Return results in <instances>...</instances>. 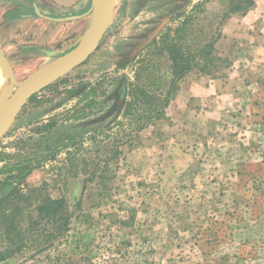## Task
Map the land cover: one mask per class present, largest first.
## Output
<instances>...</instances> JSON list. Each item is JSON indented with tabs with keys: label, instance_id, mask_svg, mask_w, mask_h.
<instances>
[{
	"label": "rangeland",
	"instance_id": "rangeland-1",
	"mask_svg": "<svg viewBox=\"0 0 264 264\" xmlns=\"http://www.w3.org/2000/svg\"><path fill=\"white\" fill-rule=\"evenodd\" d=\"M54 1L69 9L56 18L82 15L91 6V0ZM31 3L28 10L33 12ZM232 3L238 0H116L112 21L94 52L32 96L0 140V168L8 158L12 162L56 148L54 158L33 170L25 184L45 183L53 197L65 198L73 216L69 232L53 247L32 259L18 256L1 264H264L262 55H257L260 61L251 74L243 73L247 85H234L241 97L229 101L225 110L201 117L180 111L175 115L170 109L173 99L161 120L144 129L132 147L122 148L121 158L109 162L110 181L105 186L93 182L83 189V173L73 177L67 167L68 135L83 134L87 139L119 120L107 112L122 80L132 81L137 69L149 62L158 69L160 87L167 84L165 55H154V48L136 50L162 21L169 19L162 32L169 28L172 34L190 19L187 44L192 47L213 35L221 37ZM91 18L83 17L81 24L80 19L45 22L54 35L67 29L68 37L59 36L47 46L43 33L41 45L35 47L42 51L13 57L10 90L70 51ZM228 72L229 67L211 78H224ZM200 76L194 69L181 82ZM119 99L124 102L121 95ZM90 101L94 103L86 106ZM115 131L113 127L96 136L94 143L86 140L83 157L105 158L103 148L96 150L100 142L102 147L110 140L103 135Z\"/></svg>",
	"mask_w": 264,
	"mask_h": 264
},
{
	"label": "trees",
	"instance_id": "trees-1",
	"mask_svg": "<svg viewBox=\"0 0 264 264\" xmlns=\"http://www.w3.org/2000/svg\"><path fill=\"white\" fill-rule=\"evenodd\" d=\"M234 4H231L230 15H243L252 8L253 1L238 0ZM190 32V19L187 18L172 34L167 28L142 49L146 52L154 48V55H165L167 58L170 77L163 88L160 87L162 80L157 74L158 69L149 62L137 69L132 81L122 80L117 85L107 112L114 120L119 119L113 125L116 131L103 135L102 139L110 140L102 147L100 142L96 150L100 152L103 148L101 154L105 158L85 159L82 155L83 143L86 140L94 143L96 136L113 127L99 133L93 132L87 139L83 134L68 135V174L76 177L82 172L83 189L89 183L97 182L105 186L110 181L107 175L109 162L121 158L122 148L132 147L133 141L144 129L165 116L168 104L179 90V83L189 72L197 69L201 75L212 77L230 67L229 59L220 56L216 49L220 34L211 36L205 42L194 43L191 47L187 44ZM127 61H123L120 68L123 69ZM90 92L94 94V88ZM120 94L123 103H119ZM92 103L94 101L86 106ZM71 116L75 117V114ZM55 154L56 148H47L41 155L34 151L13 163L8 158L0 168V264L18 256L25 260L32 259L53 247L69 232L73 216L65 198L53 197L45 183L35 187L25 184L26 177L53 159ZM76 205L80 206V202Z\"/></svg>",
	"mask_w": 264,
	"mask_h": 264
},
{
	"label": "crops",
	"instance_id": "crops-1",
	"mask_svg": "<svg viewBox=\"0 0 264 264\" xmlns=\"http://www.w3.org/2000/svg\"><path fill=\"white\" fill-rule=\"evenodd\" d=\"M252 1L253 6L248 12L243 15L231 14L226 19L221 37L216 42L219 55L227 57L231 62L228 75L217 80L201 75L191 83L180 82L179 90L170 105L173 114L176 115L180 111L186 116L191 114L206 116L214 109L225 110L229 101L240 99L241 94L234 91V85H247V74L244 76L243 73L251 74V70L258 67L257 61L260 60L257 55H262V59L264 58V0ZM35 2L47 11L68 12L69 10L67 4L60 6V3L57 4L54 0H35ZM30 3L25 0L0 3V55L6 59L11 69L8 70L0 60L3 64V69L0 64V75L3 77V87L7 91L6 97L12 93L9 81L10 75H14L13 57L16 58L22 51H42L35 50V47L41 45L40 36L43 33L47 46L55 43L59 36L68 37L67 29L60 31L58 35H54L53 29L48 31L49 27L44 23L50 21L36 16L34 11L30 12L28 10ZM83 20L81 18L77 23L81 24ZM242 75L244 77H241Z\"/></svg>",
	"mask_w": 264,
	"mask_h": 264
},
{
	"label": "water",
	"instance_id": "water-1",
	"mask_svg": "<svg viewBox=\"0 0 264 264\" xmlns=\"http://www.w3.org/2000/svg\"><path fill=\"white\" fill-rule=\"evenodd\" d=\"M115 5L116 0H100L99 6L96 8L93 0H91L90 8L82 15L54 18L43 15L38 6L33 4V11L36 16L54 23L74 21L87 16H91L92 18L89 27L70 51L43 65L29 74L24 80L15 84L16 89L5 98V105L0 108V140L8 131L16 116L22 110V107L26 105L32 96L48 84L59 80L81 65L94 52L112 21ZM163 27L164 23L154 31L145 44H142L141 48L149 44L160 33ZM0 60L11 71L6 59L1 55ZM13 78L14 75L11 74L10 81Z\"/></svg>",
	"mask_w": 264,
	"mask_h": 264
},
{
	"label": "flooded vegetation",
	"instance_id": "flooded-vegetation-1",
	"mask_svg": "<svg viewBox=\"0 0 264 264\" xmlns=\"http://www.w3.org/2000/svg\"><path fill=\"white\" fill-rule=\"evenodd\" d=\"M8 1H11V0H5V1H1V2H8ZM0 2V3H1ZM32 2V1H31ZM33 4H36V3H31V7H32V10H33ZM37 6H38V8L40 9V11H41V13L43 14V15H45V16H48V17H54L55 15H57V13H59V12H56V11H54V10H49V11H45L42 7H40L38 4H36ZM22 7H23V5H22ZM54 18H56V17H54ZM58 18V17H57ZM51 22V21H50ZM169 22V19H165L164 21H162V23H164V27L162 28V30L160 31V33L165 29V27H166V25H167V23ZM54 23V22H53ZM161 23V24H162ZM160 24V25H161ZM159 33V34H160ZM158 34V35H159ZM157 35V36H158ZM141 46L142 45H140L139 47H137V51L138 50H142L144 47H146L147 46V44L143 47V48H141ZM121 95V94H120ZM122 97V96H121ZM119 103H121V100L119 99Z\"/></svg>",
	"mask_w": 264,
	"mask_h": 264
},
{
	"label": "bare ground",
	"instance_id": "bare-ground-1",
	"mask_svg": "<svg viewBox=\"0 0 264 264\" xmlns=\"http://www.w3.org/2000/svg\"><path fill=\"white\" fill-rule=\"evenodd\" d=\"M99 2L100 0H93V3L94 5L96 6V8H98L99 6ZM1 64V69H3V64L2 62L0 63ZM2 73V72H1ZM3 73H4V70H3ZM2 78L1 75H0V108L3 107L5 105V98L7 96V91L6 89L3 87V84H2ZM1 110V109H0Z\"/></svg>",
	"mask_w": 264,
	"mask_h": 264
}]
</instances>
